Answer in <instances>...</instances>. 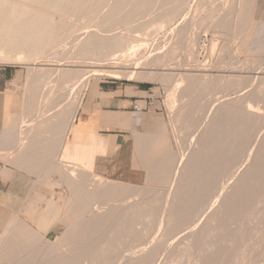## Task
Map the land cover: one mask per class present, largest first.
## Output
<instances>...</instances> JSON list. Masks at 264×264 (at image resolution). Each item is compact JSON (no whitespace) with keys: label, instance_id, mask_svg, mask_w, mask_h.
<instances>
[{"label":"rangeland","instance_id":"374dc122","mask_svg":"<svg viewBox=\"0 0 264 264\" xmlns=\"http://www.w3.org/2000/svg\"><path fill=\"white\" fill-rule=\"evenodd\" d=\"M11 1L25 8L9 25L27 36L46 26L27 21L47 16L49 26H73L64 34L87 32L56 33L54 50L33 59L0 51V121L9 112L0 183L10 194L0 264H264V0H105L81 12L66 0ZM111 8L117 19L93 21ZM102 30L127 42L124 57H84L87 33ZM95 85L111 92L95 103L99 114L125 116L127 126L100 128L114 136L100 171L63 157L62 140L55 153L66 173L48 172L66 196L20 233L10 221L22 206L50 203L35 192L50 176L35 173L47 169H25L23 158L63 139ZM120 93L132 97L118 103Z\"/></svg>","mask_w":264,"mask_h":264},{"label":"bare ground","instance_id":"6f19581e","mask_svg":"<svg viewBox=\"0 0 264 264\" xmlns=\"http://www.w3.org/2000/svg\"><path fill=\"white\" fill-rule=\"evenodd\" d=\"M62 1H64V0H45V2L42 3V5L47 6L49 8H54V7L60 6ZM66 1L68 2V4H67L68 6H75L77 12H81L83 10L85 11V9L88 6L95 7L98 4H99V6L105 5V0H66ZM110 1L112 4L117 6V5L124 4L126 1H131V0H110ZM132 1H134V0H132ZM148 1L149 0H135V2H138L141 4L144 2H148ZM24 8L25 7L22 6L21 4H17L15 2H12L11 0H4V1L0 0V51H4V54H6V57H11V56L13 57V56L19 55L22 59H25V60L26 59H33L35 57H38L39 56L38 54L43 53L46 45H48L50 47V50H52L51 46H53L55 44L50 42V41H51V39H55V36L57 35L56 33H58L57 36L60 35L62 38L78 37V36H79L78 38H80V35L82 33H84L85 31L87 32V30H85L87 27L85 26V27H80L78 32L75 35H70L68 33L64 34L63 30H67L69 28H72L73 26L72 27L71 26H67V27L49 26L48 24H50L52 22V18L47 16L46 18L35 17L32 20H28L27 21L28 23H32L34 25L42 24V25H46V26L41 27V28H39V27L32 28L31 31H35V32L31 36H27L25 32L28 31V29L16 30V29H12L9 25L11 18H12L11 21L13 22L14 16L21 15ZM139 8H140V6H134L131 10H138ZM118 9L119 8L103 9V11H101L103 13L100 14L102 16L93 18V21L108 22L110 20L117 19V17L116 18L112 17L111 13L114 12L115 10H118ZM140 9H143V8L141 7ZM82 15H83V12H82ZM121 18H122V16H121ZM106 25L111 26L109 23ZM119 25H120V23H119ZM99 26H100V24H99ZM89 27H91V26H89ZM97 28H98V26H97ZM106 28L108 29L107 26H106ZM98 29H100V28H98ZM56 30H62V31L61 32H55ZM92 30H93V28H92ZM12 35H15V36L12 37ZM112 36H113V34L110 31H106V30L87 33V38H90V39H88V41L85 42V44L89 47H88L87 51L83 52L84 57L88 58L90 55H92L94 53H99L102 55V57H108L110 54H115L117 57H124L125 56L124 52L126 51L125 49H127V46H125L126 44L124 45V43H127V42L122 41V40L121 41L115 40L112 38ZM10 37H12V38H10ZM100 37H102L104 39L98 40L97 38H100ZM6 38H9V39L6 40ZM81 39H83V38H81ZM47 42H49V43H47ZM74 42H76V39ZM75 44L78 45L79 43H75ZM63 49H65V50H62V52H65L67 50L66 47ZM74 50L76 51V49H74ZM52 53H54V52H52ZM36 55H38V56H36ZM4 56L0 55V58L2 57V59H3ZM50 70H52V69H50ZM54 72H58V70H55ZM65 72L67 74L68 73L75 74L76 70L68 69V70H65ZM249 114H253V113H249ZM12 115H13V113L11 114V116ZM18 129L19 128L15 129V130L7 131L6 133H2L1 135H5V134L9 135L10 134L11 136H16ZM19 134H20V131H19ZM46 142H48V141L46 140ZM61 142H62V137L61 138H54L52 146H50V149H48L49 147H47V149H44L43 147L41 149L39 147L31 148L29 151L38 152V154L35 156L28 155V157H24L22 160L21 166L23 168H25V169L30 168L31 169L34 167H38V168L44 167L45 169H47V171H45V172L40 171V172H37L35 174L38 176L43 175V174H47V175L49 174L51 176V177L48 176V178H42V177L40 178L39 177V180H37V188L35 189V192L38 195H40V197H41L40 200L50 202V200L52 198H58V195L62 196V197L66 196V194L65 195L62 194L61 189H60L62 179H54L52 176V172H48L51 170L50 167H52V168H54L53 172L59 171L62 174L66 173V171H65L66 169L56 159L57 155L55 153V151L57 150V148L59 147ZM23 143H20V145L21 144L23 145ZM49 150H52L54 152L52 154L51 153L49 154V152H51ZM0 152H1V147H0ZM114 194L115 193L112 192V193L108 194V196H110L112 198V196ZM53 205L55 206V203L53 204L52 202H50L49 204H42V203L41 204H30V205L26 204V205L22 206L21 210L16 213L17 215H15V218L12 221H10V223H11L12 227H14L18 224L21 225L19 227L18 231L20 233H25L27 230L30 229V225H29V223H27V221L34 219V217H36V216L41 219L40 222H44L45 220H48L47 218L52 215L51 212L53 209Z\"/></svg>","mask_w":264,"mask_h":264},{"label":"crops","instance_id":"0c3cea01","mask_svg":"<svg viewBox=\"0 0 264 264\" xmlns=\"http://www.w3.org/2000/svg\"><path fill=\"white\" fill-rule=\"evenodd\" d=\"M110 94L111 92L100 94L96 85L89 90L86 104L80 103L72 124L66 127L67 133L63 136V145L58 150L63 157L71 156L70 159H75L89 171L101 170L105 162L104 157L110 150L107 141L114 139V136L110 138L108 135L101 134L100 128L109 125H119L122 128L127 126L125 116L113 114L101 116L96 110L95 103L107 104ZM123 96L124 98L121 93L115 94L113 100L120 103L132 97ZM8 114V111L4 113L0 121V129L7 123ZM3 184L0 183V210H9L10 194L9 190L4 189Z\"/></svg>","mask_w":264,"mask_h":264}]
</instances>
